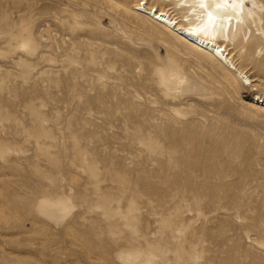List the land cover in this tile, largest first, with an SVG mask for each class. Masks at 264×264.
Masks as SVG:
<instances>
[{
    "label": "rangeland",
    "instance_id": "obj_1",
    "mask_svg": "<svg viewBox=\"0 0 264 264\" xmlns=\"http://www.w3.org/2000/svg\"><path fill=\"white\" fill-rule=\"evenodd\" d=\"M109 2L0 0V264H264V0L251 84Z\"/></svg>",
    "mask_w": 264,
    "mask_h": 264
},
{
    "label": "bare ground",
    "instance_id": "obj_2",
    "mask_svg": "<svg viewBox=\"0 0 264 264\" xmlns=\"http://www.w3.org/2000/svg\"><path fill=\"white\" fill-rule=\"evenodd\" d=\"M109 3L114 7L121 6L127 13L128 11L134 14L139 12L151 18L154 23L174 38L190 46L200 56H210L215 61L224 62L228 69L234 71L238 79L252 83L240 69L236 68L229 54H226L227 50L224 46L225 37L229 39L235 36L244 24L242 0H190L187 2L190 4L189 7L197 9L199 16L196 21H192L187 26L176 22V19L167 12L158 10L156 7H147L146 2L142 4L139 2L132 6H127L128 3L111 2V0ZM234 30L235 33H233ZM254 105L256 106L251 104L255 107Z\"/></svg>",
    "mask_w": 264,
    "mask_h": 264
}]
</instances>
